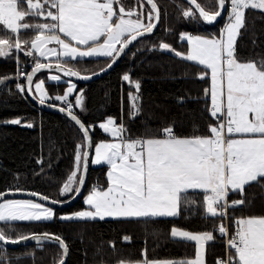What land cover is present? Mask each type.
<instances>
[{
    "label": "snow or ice",
    "instance_id": "6c2138e0",
    "mask_svg": "<svg viewBox=\"0 0 264 264\" xmlns=\"http://www.w3.org/2000/svg\"><path fill=\"white\" fill-rule=\"evenodd\" d=\"M147 2L151 11L145 23L143 13H137L135 9L126 10L120 5V0H0V25L3 26L0 31L4 33L0 36V57L13 51H23L28 56L37 52L45 58L56 56V68L65 76L88 79L78 71L61 67V64L78 58L105 57L110 58L108 67H111L125 48L156 27L153 21L159 20V8L154 0ZM186 3L188 7L182 10L186 18H199L211 24L224 13L227 23L221 35L208 38L182 34L181 39L190 46L187 54L173 50L167 43H161L159 47L211 70L210 115L217 120V124L209 126L208 136L180 138L169 126L161 130L160 137L146 135L132 139L126 135L123 124L117 125L113 119L100 123L99 128L108 133L113 141L95 146L93 163L108 165V187L91 191L85 201L89 206L87 210L61 216L60 219L94 221L111 217L150 223L159 217H176L182 201L186 205L194 203L189 193L197 190L203 194L200 206L205 209L206 216L227 217L229 207L244 203L242 199L229 202V192L242 194L246 185L264 179V60L238 62L235 58L236 39L243 27L245 10L264 11V0H214L212 10H207L199 0H186ZM28 17L51 22L29 23ZM28 29L32 30L31 40H21V30ZM50 44L58 45L59 50L49 48ZM51 67L50 64L35 62L32 74L25 77L27 88L24 85L17 87L21 92L27 90L31 93L35 73ZM200 78L203 79V75ZM51 79L59 81L60 77L52 76ZM122 79L139 91V83L132 81L129 75L125 74ZM34 88L39 93L41 104L46 99L62 101L66 108L59 110L66 111L82 132L84 143L77 146L75 170L61 190V195H78L84 183L83 173L89 156L87 151L81 152L80 149L91 148L92 142L91 128L73 113V104L68 100L75 85L68 87L64 96L55 97L47 96L43 81L36 83ZM129 98L131 108L138 110L139 97L129 93ZM82 103L83 95L80 93L75 104L81 106ZM7 123L20 124L21 121L13 119ZM23 126L33 127L30 123ZM77 173H80L79 178ZM4 195L0 193V200ZM28 195L38 194L32 192ZM40 199L48 200L43 196ZM51 203L63 202L53 200ZM54 215L53 209L32 200L0 202V222L9 227L13 221L51 220ZM234 223L235 235L228 240V248L234 251L218 264H264V217L238 218ZM217 231L221 236L228 235L223 224ZM170 235L194 241L198 250L194 259L165 261L163 264H205V242L214 239L211 232L193 234L174 227ZM28 238L21 236L19 239ZM31 239L57 244L63 250L58 264H64L63 257L67 255L68 247L60 236L45 233L34 235ZM123 240L130 242L131 238L125 236ZM17 242L18 239L6 237L0 229V244ZM111 246L115 247L114 244ZM0 264L6 262L0 260ZM118 264L160 262L148 260L145 249L141 261H120Z\"/></svg>",
    "mask_w": 264,
    "mask_h": 264
},
{
    "label": "trees",
    "instance_id": "16d2710c",
    "mask_svg": "<svg viewBox=\"0 0 264 264\" xmlns=\"http://www.w3.org/2000/svg\"><path fill=\"white\" fill-rule=\"evenodd\" d=\"M161 20L156 32L137 41L127 52L120 65L109 75L89 84L76 85L70 98L75 102L79 92L85 96V107L77 106L75 113L91 128L94 144L111 140L99 128L106 118L123 124L126 135L132 139L162 135L161 130L171 126L180 138L210 135L209 126L216 121L210 115L211 76L209 69L196 62L186 61L174 52L160 49L167 43L175 51L187 54L188 43L182 34L220 36L226 23L224 18L217 24L207 25L201 19L186 18L182 10L188 7L183 0H155ZM207 10H212L214 0H199ZM126 10L143 13L145 23L151 8L143 0H120ZM114 7H118L114 5ZM135 18V17H133ZM29 23H42L43 19L28 17ZM3 26L0 25V29ZM4 33L0 31V36ZM32 30H21V40H31ZM27 48L28 45H22ZM235 58L239 62L264 60V11L245 10L243 27L236 39ZM110 58H78L68 60V67L84 75L97 73L108 65ZM46 62L36 56L13 51L0 57V193L14 190L31 191L57 201H66L73 194L61 195L63 184L75 168L77 146L84 143L78 127L65 116L43 111L35 107L17 85H24L26 75L35 62ZM52 62V61H51ZM54 62V61H53ZM26 68L23 71V68ZM206 73V74H205ZM46 72L34 80H42L51 97L64 96L71 81L53 82ZM127 74L138 82L139 91L122 79ZM203 75V79L200 77ZM209 95H205V91ZM129 93L139 97L137 109L130 106ZM51 103L61 105L53 99ZM135 112V115H133ZM19 119L20 124L7 121ZM33 127H25V124ZM80 151H84L81 147ZM108 167L92 166L89 172L85 196L97 185L108 187ZM189 195L194 203L181 202L176 217H159L150 223L140 219L113 218L104 220H62V214L87 208L83 199L73 207L55 210V217L48 221H13L10 227L0 222L6 237L19 239L33 234H54L67 244V264H118L120 261L138 262L146 249L148 260L177 261L194 259L196 244L173 238L172 228L195 233L211 232L214 239L207 241L206 264H218L226 260L229 251L225 239L217 227L223 217H208L201 207L202 193L198 190ZM84 196V197H85ZM243 200L242 205L228 208L231 224L238 218L264 217V179L244 187L243 193L229 192L227 200ZM130 237L125 242L123 237ZM114 244L113 248L111 245ZM62 250L55 243L8 248L0 244V260L6 264H58Z\"/></svg>",
    "mask_w": 264,
    "mask_h": 264
},
{
    "label": "water",
    "instance_id": "95a60500",
    "mask_svg": "<svg viewBox=\"0 0 264 264\" xmlns=\"http://www.w3.org/2000/svg\"><path fill=\"white\" fill-rule=\"evenodd\" d=\"M143 1L147 5H149V7L151 8V5L147 2V0H143ZM183 1L186 2V0H183ZM154 2H155V0H154ZM156 5H157V3H156ZM157 7H158V5H157ZM226 11L227 10L225 9V12ZM224 18H225V15H224V13H222V15L220 17H218L217 20L214 23L209 24V23H206L204 21L203 22L205 24H207V25H214V24H217L220 21H222ZM160 20H161V13H160V9H159V20H158V22L155 21V20L153 21V23L156 24V27L153 29V31L151 33H149V34H146V35L142 36V37H138V39L136 41H133L132 44H130L127 48H125L123 50L122 53L119 54V56L116 59L115 63H113L111 67H108V65H107L105 68H103L102 70L98 71L97 73L90 74V75H84V74L80 73L82 76H88L89 77L88 79H80V78H77L75 76H65L62 71H60V70H58L56 68L57 62H43L44 64L52 65V67L51 68L41 69L40 71L35 73V75L33 76L32 88H33V84H34L35 78L40 73H43V72L58 74V75L62 76L64 79H67V80L75 83L76 85H78V84L86 85V84H89V83H91L93 81H97L98 79H101V78L109 75L113 70H115L120 65V63L122 62V60L125 57V55L127 54V52L133 47V45L137 41H139L140 39H142L144 37L150 36V35H152V34H154L156 32V30L159 27ZM61 67L71 68V67L66 66L63 63L61 64ZM32 69L29 71V73L27 75L32 74ZM71 69H73V68H71ZM73 70H75V69H73ZM24 86L27 88V81L26 80H25ZM25 94H26V97L28 98V100L35 107H37V108H39V109H41L43 111L61 114V115L65 116L66 118H68L69 120H71V117L67 114L66 111L62 112V111L59 110L62 106H60V105H58L56 103H51V102H45L44 104H41L39 102V99L36 97L34 91L29 93L27 90H25ZM205 95L206 96L209 95V91L208 90L205 91ZM49 105H52V106H49ZM73 113L78 117V119L82 123H84L82 121V119L75 112H73ZM72 122L75 124L74 121H72ZM76 126L79 129V126L78 125H76ZM80 132H81V130H80ZM90 136H91L92 147L91 148H85V151H87L89 153L88 163H87V169L83 173L84 183H83L82 187L80 188L78 195H74L70 199H68L66 201H62L63 203L52 204L51 201H53L54 199H51L49 197H47L48 200L40 199L41 196L46 197L44 195H41V194L37 193L38 194L37 196H31V195H28V193H32L31 191L14 190V191L4 192L5 195L3 196V200H0V202H2L4 200H9V199H31V200L39 201L42 204H44L45 206H47L49 208H52L54 210H62V209H68V208L73 207L75 204H77L79 201H81L84 198V196L86 194L87 187H88L89 172H90V169L92 167V159H93V154H94V149H95V144L93 142L91 132H90ZM54 201H57V200H54ZM34 235H43V234H33V235L28 236L29 237L28 239H18L19 242H17V243H5L3 245H5L8 248H19V247H22V246L43 244V243H47L48 242V241L37 242L36 240L31 239V237L34 236ZM62 252H63V250H62ZM63 259H64V264H67L68 260H69V250H68L67 255L65 257H63Z\"/></svg>",
    "mask_w": 264,
    "mask_h": 264
},
{
    "label": "rangeland",
    "instance_id": "374dc122",
    "mask_svg": "<svg viewBox=\"0 0 264 264\" xmlns=\"http://www.w3.org/2000/svg\"><path fill=\"white\" fill-rule=\"evenodd\" d=\"M226 10H227V7H226ZM44 22H51L50 20L49 21H44ZM44 22H42V23H44ZM226 23H227V21H226ZM225 23V24H226ZM225 26V25H224ZM241 29V28H240ZM223 30V29H222ZM240 31V30H239ZM222 32V31H221ZM184 34H189V33H184ZM190 35H192V34H190ZM221 35V34H220ZM199 36H202V37H208V38H211V37H219V36H216V35H213V36H205V35H199ZM61 37L63 38V36H62V34H61ZM183 40V39H182ZM185 41V40H184ZM188 43V42H187ZM48 47L49 48H57V50H59V46L58 45H56V44H50V45H48ZM117 47H120V45H117ZM190 50V46L188 45V51ZM35 54H36V56L37 57H39V58H41V59H44V60H46V62H58V58L56 57V56H51V57H47V58H45V57H41L40 55H39V53H37V52H35ZM87 58H99V57H86L85 59H87ZM100 58H104V57H100ZM63 58H61V60H62ZM239 62V61H238ZM209 71H210V76H211V70L209 69ZM52 76H59L60 77V80L59 81H63L64 80V78L62 77V76H60V75H58V74H54V73H49L48 74V79L50 80V81H53V82H59V81H54V80H52L51 79V77ZM40 81H42V80H38V81H36L34 84H33V91H34V93H35V95H36V97L38 98V96H39V93H36L35 92V88H34V86H35V84L36 83H38V82H40ZM72 85H75V90H74V92L71 94V95H69L68 97H71V96H73L74 94H75V92H76V84L75 83H73V82H71L70 84H69V86L68 87H70V86H72ZM43 87H44V90L46 91V93H47V96L48 97H51L50 95H49V93L47 92V89H46V87H45V85H44V82H43ZM68 87H67V89H68ZM67 89H66V91H65V94L67 93ZM210 89H211V85H210ZM80 93H82V95H83V103H82V105L81 106H77L80 110L81 109H84V107H85V96H84V93L83 92H79V94ZM78 96V95H77ZM77 96H76V98H77ZM50 101H52V99H46V101L45 102H50ZM108 119H113V118H106L103 122H101V123H105ZM114 120V119H113ZM103 131V130H102ZM104 132V131H103ZM105 133V132H104ZM106 134H108V133H106ZM109 135V134H108ZM110 136V135H109ZM111 137V136H110ZM237 138H239L238 136H237ZM113 141V138L111 137V140H107V141H100V142H98L96 145H98L99 143H102V142H112ZM115 142H118V141H115ZM95 145V146H96ZM84 151H85V148H84ZM83 151V152H84ZM82 152V151H81ZM94 156H95V153L93 154V159H92V166H99V165H106V164H95V163H93V160H94ZM107 167H108V165H106ZM74 170H75V168H74ZM73 170V171H74ZM108 171H109V167H108ZM107 171V172H108ZM79 176H80V173H77V177L79 178ZM92 191V190H91ZM91 191L84 197V199H83V202L85 203V201H86V198H87V196L91 193ZM70 194V193H69ZM16 200H31V199H16ZM4 201H7V200H4ZM4 201H2V202H4ZM33 202H36V203H41V202H39V201H36V200H32ZM42 204V203H41ZM86 204V203H85ZM44 207H47V206H45L44 204H42ZM87 205V204H86ZM88 205H87V208H85V209H83V210H87L88 209ZM49 208V207H48ZM52 209V208H51ZM54 210V209H53ZM83 210H80V211H83ZM76 212H79V211H74V212H70V213H66V214H62L61 216H67V215H73V214H75ZM54 213H55V210H54ZM60 216V217H61ZM105 219H113V218H111V217H106ZM52 220V219H51ZM98 220H100V219H98ZM40 221H48V220H40ZM179 230H181V229H179ZM184 231H186V230H184ZM191 233H193V234H202V233H195V232H191ZM176 238H179V239H182V238H180V237H176ZM192 242H194V241H192ZM195 243V242H194ZM196 244V243H195ZM206 245H207V242H205V254H206ZM197 250H198V246L196 245V253H197ZM195 256H196V254H195ZM195 258V257H194ZM154 261H158V262H160V264H163V262H165L166 260H154ZM205 264H206V261H205Z\"/></svg>",
    "mask_w": 264,
    "mask_h": 264
},
{
    "label": "built area",
    "instance_id": "2783aa9c",
    "mask_svg": "<svg viewBox=\"0 0 264 264\" xmlns=\"http://www.w3.org/2000/svg\"><path fill=\"white\" fill-rule=\"evenodd\" d=\"M226 7H227V6H226ZM25 70H26V68L24 67V68H23V71H25ZM68 100H69L70 102H72V104H73V112H75L76 105H75L74 101H72L71 98H68ZM60 106L66 108V105H65L62 101H61V105H60ZM215 121H216V124H217V120H216V119H215ZM100 187H101V185H97V186H96V188H100ZM227 212H228V210H227ZM223 219H224V221H221L220 224H223V225L227 228V230H228V235H227V236H222V237L225 239V244H226V248H227V250L229 251V253H228V256H229V254H230L231 252H233L234 250L228 248V240H229L232 236L235 235V228H236V225H235V223L231 224L228 215H227V217H223ZM220 224L218 225V227L220 226ZM218 227H217V229H218ZM218 233H219V232H218ZM227 258H228V257H227Z\"/></svg>",
    "mask_w": 264,
    "mask_h": 264
},
{
    "label": "crops",
    "instance_id": "0c3cea01",
    "mask_svg": "<svg viewBox=\"0 0 264 264\" xmlns=\"http://www.w3.org/2000/svg\"><path fill=\"white\" fill-rule=\"evenodd\" d=\"M68 98H70V97H68ZM53 100V99H52ZM87 206V205H86ZM54 217H55V215H54Z\"/></svg>",
    "mask_w": 264,
    "mask_h": 264
}]
</instances>
